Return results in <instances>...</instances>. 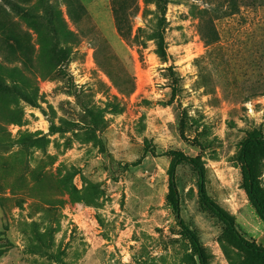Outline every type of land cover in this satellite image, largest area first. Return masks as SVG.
<instances>
[{
	"label": "rangeland",
	"instance_id": "1",
	"mask_svg": "<svg viewBox=\"0 0 264 264\" xmlns=\"http://www.w3.org/2000/svg\"><path fill=\"white\" fill-rule=\"evenodd\" d=\"M0 67V264H199L169 152L196 158L209 199L264 247L239 161L264 141V0H0ZM251 158L264 201V152ZM175 185L207 264H264L202 204L192 167Z\"/></svg>",
	"mask_w": 264,
	"mask_h": 264
},
{
	"label": "trees",
	"instance_id": "2",
	"mask_svg": "<svg viewBox=\"0 0 264 264\" xmlns=\"http://www.w3.org/2000/svg\"><path fill=\"white\" fill-rule=\"evenodd\" d=\"M206 11H200L201 18L200 20V35L204 40L205 46L209 47L211 44V35L207 33V29L204 26V15ZM163 22V20H162ZM57 35L63 37L65 40L67 38L72 37V33L67 30L66 25L61 21V18L57 15L55 17V21L51 23ZM163 26V25H162ZM216 40V32L213 34ZM157 41V48L160 56L164 57L166 53V45H165V38H164V30L161 27L160 31L156 36ZM1 68V67H0ZM13 74H17V69L10 70ZM3 73L0 69V82L3 86H5L3 79ZM13 86H16L15 84ZM20 87H13L14 92L16 93L21 99L27 101L29 100V96L27 93H22ZM258 150L264 152V141L258 137L257 134H252L247 139H245L240 148L239 152V161L241 165V173H242V188L253 206L256 210L257 214L259 215L260 219L264 222V201L262 197V193L258 184V180L255 176L253 165H252V158H251V151ZM174 159L171 164L169 170V180H168V189H169V201L174 211L178 226L182 230V235L185 239H187L192 247L194 255L198 258L199 264H207V259L204 254V251L199 243L198 238L194 234L193 231L189 229L185 225V223L180 218V211H179V196L177 192V188L175 185V171L178 165L180 164H187L194 169L198 178V195L202 202V204L212 212L226 227L227 233L229 236L237 243V245L248 255L251 257L260 260L264 263V247L261 245H257L253 241H249L243 237L242 234L238 232L235 227L233 219L219 206H217L209 197L206 195L205 192V171L204 168L199 164L196 158L186 157L181 153L177 152H169Z\"/></svg>",
	"mask_w": 264,
	"mask_h": 264
}]
</instances>
